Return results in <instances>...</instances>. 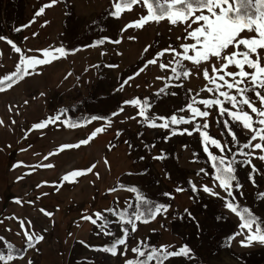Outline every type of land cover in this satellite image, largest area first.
<instances>
[{
	"label": "rangeland",
	"instance_id": "1",
	"mask_svg": "<svg viewBox=\"0 0 264 264\" xmlns=\"http://www.w3.org/2000/svg\"><path fill=\"white\" fill-rule=\"evenodd\" d=\"M229 2L232 3V0ZM133 8V11H122L115 26H109L108 21L104 20L112 11L109 8L103 14H98L94 25L69 26L67 30L57 31V38H51L50 32L46 31L39 46L22 54L25 57L36 55L43 58L37 52L38 49L63 46L66 50L91 52L92 47L100 46L103 54L98 63L87 65L82 60L77 62L72 57V53L76 51H68L65 57L39 66L36 69L39 74L26 77L12 88L0 92V120H3L0 125V221H3L0 223V237L4 238L0 251L7 252L3 245H13V255L17 258L10 264H28L29 260L32 264H125L126 259L135 257L131 248L143 242L153 247L172 246L170 251L183 245L191 249L189 257L170 258L165 264H264V244L253 241L251 246H242L240 241L248 235L246 229L241 235L231 238L235 233L241 232L239 225L243 221L225 207L224 200L202 190L207 185L214 192H219L221 197L226 195L219 188V181L215 180V169L203 151L199 133L194 132L191 136L171 135L168 129L148 127L142 123L143 118L137 115L139 109L132 105H124L122 113L116 117L111 116L123 101L134 98L149 101L150 115L169 117L193 99L197 101L195 107L205 110L198 101L218 95L206 91L213 85L202 75L205 67L212 75L211 64L202 63L201 71L197 74L192 62L181 61L183 70H190L192 75L178 80L171 79L174 76L171 67H176L175 63L167 70L159 68V63L172 60L168 53L159 58L157 65L149 66L144 73L117 91L121 82L143 67L146 59L153 58L156 52L169 45L182 51L180 44L195 43L191 38L185 39L183 23L172 25L167 18L122 32L121 29L129 22L147 15L142 4L134 5ZM136 11L142 12V15L135 16ZM196 26L198 25H192L193 28ZM253 35L255 33L247 31L242 33L244 38ZM0 36H4L2 26ZM99 40H104V43L98 44ZM115 40L121 42L113 43ZM1 42L3 40H0V44ZM149 45L152 47L145 53L144 48ZM234 50L232 47L228 49L229 52ZM6 51L0 45V75L14 71L21 57L17 58L16 54H7ZM189 55H194V52L190 50ZM227 71L238 69L229 66ZM245 71L250 69L245 67ZM157 76L168 79L158 80ZM226 79L231 80L228 77ZM165 84L171 85L166 90L167 93L175 92L177 95H156ZM220 99L223 100L222 97ZM224 106L231 107L226 102ZM256 106L259 107V103ZM208 110L210 115L207 118H196L191 125L173 127L181 130L187 127L191 130L195 123L203 124L207 119L209 128L203 130L212 138L219 139L222 145L227 140L229 147L236 153L235 158L245 159L239 155V148L250 133L245 135L241 132L242 126H233L241 142L233 145L230 136L221 134L225 130L222 124L217 123L218 106ZM245 110L250 111L246 106ZM61 111H64L61 121L67 119L70 123H79L81 126L67 127L57 121L44 129H33L34 124ZM176 114L178 117L190 115L185 112ZM93 115L107 119L86 123L87 118ZM223 119L229 117L225 115ZM253 119H256L254 115ZM109 120L111 123H108ZM229 122L231 124L230 120ZM157 123L161 121L158 120ZM96 127H105V131L88 145L58 151L62 145L77 144L85 139ZM117 132L120 134L117 135ZM255 142L260 141L253 143ZM208 146L213 154L224 155L226 162L232 158L231 153H221L211 144ZM244 151L250 152L252 149ZM50 152L57 154L45 160L44 157ZM262 154L264 152L256 150L251 157V165H234L235 174L243 185L239 192H235L234 204L247 207L264 224V198L260 195L264 193V161L258 159ZM160 155L164 158L154 159ZM105 159L108 161L107 165ZM45 164H52L54 167L47 168L43 166ZM93 164L96 165L93 173L62 181L64 175L75 170H85ZM252 166L258 170L254 173L255 184L248 178ZM201 168L205 172H200ZM190 181L200 190L193 192ZM129 187L142 189L146 197L156 204L169 205L167 211L158 214L151 221H136L137 230H130L126 246L118 247V252L127 247L126 256H114L97 250L100 246H110L114 239L121 236L120 218L104 210L112 208L120 212L127 209L131 213L135 209L136 193L130 192ZM178 187L184 190L177 192ZM112 188L116 191L110 192L109 189ZM165 193L170 195L166 196ZM17 199L21 203H17ZM129 202L133 205L131 209L128 208ZM40 209L52 215H45ZM96 211L102 212L111 221L109 229L112 236L98 235L99 223L94 226L81 218ZM19 220L25 222V227L30 220V231L35 235H43L44 239L34 249L26 247ZM125 226L130 229L129 225ZM80 241L95 247H86Z\"/></svg>",
	"mask_w": 264,
	"mask_h": 264
},
{
	"label": "snow or ice",
	"instance_id": "2",
	"mask_svg": "<svg viewBox=\"0 0 264 264\" xmlns=\"http://www.w3.org/2000/svg\"><path fill=\"white\" fill-rule=\"evenodd\" d=\"M58 2L59 0H50L49 3L42 5L34 14L29 25H23L22 27H29L31 23L36 21L37 17L45 13L46 8H51ZM140 4L146 7L147 15L141 16L134 22H130L125 28L121 29L122 32L131 27L142 28L150 21L158 22L167 18L172 25L183 23L186 32L185 39L191 38L195 43L180 44L179 48L182 51H177L175 47L169 45L168 48L156 52L153 58L146 59L143 63V67L138 68L132 76L123 80L117 91L122 90L131 80L138 77L141 73H144L149 66L157 65L159 58L164 57L165 54L168 53L172 56V60L168 63H159V68L161 70H167L172 63H175L176 67H171V72L174 74L171 79L178 80L181 77L187 78L192 75L190 70H183L184 66L181 61L192 62L197 69V74L201 71L200 66L202 63L207 62L211 64L212 75L209 74V69L206 67L202 69V75L205 80L213 85V87H208L206 91L208 93H217L218 95L212 99H201L198 101L200 105L204 106L205 110L195 107L194 105L197 101L193 99L190 103H186V105L182 106L180 109L175 110L169 117L150 115L148 113V109L151 107L149 101L147 99L141 101L140 98H134L123 101L118 110L111 113V116L116 117L122 113L124 111V105H132L139 109L137 115L143 118L142 123L148 127L168 129L171 135L187 134L191 136L194 132L199 133L203 151L212 162V168L215 169V180L219 181V188L222 189L226 195L221 197L219 192H214L213 189L207 185H204L202 190L224 200L225 207L233 213H236L243 221L239 225L241 232L235 233L231 238L241 235L242 231L246 229L248 235L244 240L240 241L242 246H251L253 241L264 244V233H262L259 218L254 216L247 207H243L238 211L240 206L234 204V201H236L235 192H239L243 187L235 174L236 168L234 165H251V157L255 154V151L260 150L264 152V94H262V92H264V66H262L264 55H261V53L264 52V0H232V3H230L229 0H119V2L114 3L115 10L110 12V15L119 18L122 11L125 9L130 10L133 5ZM233 4L235 6H233ZM197 12L200 14L197 15ZM205 12L207 14H205ZM47 23L48 22L45 21V24ZM193 24L198 26L193 28ZM14 30L19 32L21 28H16ZM245 31L255 33V35L244 38L242 33ZM37 35L38 33H33V36ZM129 39H134V37H129ZM177 39L179 40L180 38L178 37ZM0 40H6L16 53H21V48L11 39L0 36ZM112 42L119 44L121 41L115 40ZM97 43L103 44L104 40H99ZM151 47V45L146 46L144 52H148ZM230 47L235 50L229 52L228 49ZM190 50L194 52V55H189ZM28 51L31 52L32 50L29 49ZM68 51L76 50H66L63 46H60L54 49H38L37 52H39L43 58H39L36 55L27 57L21 55L14 71L0 76V92L12 88L16 83L26 77L39 74L36 72L39 66L48 65L55 60L65 57ZM253 56H255V59H253ZM213 61H215V63H213ZM217 64L219 67H217ZM229 66L236 67L238 71H227ZM109 67H116V65H109ZM245 67L250 69V71H245ZM226 77L231 78V80L226 79ZM156 79L165 80L168 78L157 76ZM180 86L181 85H176V87ZM169 87H171L170 84H165L158 90L156 95H177L175 92L167 93L166 90ZM222 88H226L227 90H221ZM202 91H204V89H202ZM233 91L235 94H232ZM221 97L223 100L220 99ZM252 97H254V99ZM225 102L231 105V107H225ZM257 103H259V107L256 106ZM213 106H218L217 123L222 124L225 130L222 131L221 134L230 136L233 145L241 144L237 138L236 132L233 130V126H242L241 132L245 135L250 133L246 142L242 143L239 148V155L243 156L245 159L237 160L235 158L236 153L229 147V142L227 140H225L222 145L219 139L212 138L207 131L203 130L209 128L207 119H205L203 124L195 123L191 130L187 127L182 130L173 127L191 125L196 121V118L209 117L210 111L208 109H212ZM245 106L250 111H246ZM176 112L190 113V115H180L178 117ZM63 115L64 111L58 112L56 115L50 116L46 120L34 124L32 127L33 129H44L49 124H54L57 121H60L67 127L74 128L81 126L79 123H70L67 119L61 121V116ZM225 115H227L229 119H223ZM253 115L256 118L255 120L253 119ZM106 119V117L93 115L87 118L86 123ZM130 119H135V117H130ZM158 120L161 121V123H157ZM108 123H111V121L109 120ZM2 124L3 120H0V125ZM255 125H258V127ZM104 131L105 127H96L85 139L80 140L77 144L62 145L58 151L71 148L78 149L81 145H88L98 134ZM119 134L120 133L117 132V135ZM257 140L260 142L253 143ZM209 144L215 149H218L221 153H231L232 158L226 162V157L224 155L218 156L209 151ZM244 149H252V151L246 152ZM21 150L23 151L24 149ZM55 154L57 153L50 152L44 159L47 160L49 156ZM163 158V155L154 157V159ZM141 159H143V157H141ZM258 159L264 161V154L259 155ZM105 164H108L106 159ZM43 166L47 168L54 167L52 164H45ZM95 167L96 165L93 164L85 170L72 171L64 175L62 181H70L75 177L93 173ZM200 172H205V169L201 168ZM257 172L258 170L252 166L248 174V178L253 184L256 183L254 173ZM129 175H131V173H129ZM18 179H22V177H18ZM234 181L235 185H233ZM189 183L191 184V190L193 192L200 190L191 181ZM39 186L40 185H37V187ZM62 186L61 184V187ZM128 190L136 193L135 209L131 213H129L127 209L120 212H116V210L112 208L104 210L105 212L114 213L120 218L121 236L114 239L110 246H100L97 250L110 253L114 256L117 254L126 256L128 251L127 247H124L123 251L120 252H118V247L126 246L130 230L132 232L137 230L136 221L144 219L145 222H147L146 218L154 219L158 214L167 211L169 207V205L152 202L146 198L142 192L138 191L136 187H129ZM183 190L184 189L179 187L176 188L177 192ZM109 191H116V189L112 188L109 189ZM240 194L243 195L242 192H240ZM164 195L168 196L170 194L165 193ZM260 195L264 198V193ZM16 202L21 203L19 199H17ZM128 208H133L131 202H129ZM40 211L45 215H52L44 209H40ZM185 211L187 212V210ZM188 215L191 216V213H188ZM126 216L127 219H125ZM81 218L89 221L94 226L99 223L98 235H113L109 229L111 221H109L108 217L102 214V212L96 211L91 215H84ZM0 223H3V221H0ZM19 223L23 231L26 247L34 249L36 244L44 239L43 235H35L30 231L32 228V222L30 220L27 222V227H25V222L23 220H19ZM254 224L255 231L253 232ZM125 225H129L130 229ZM8 231H10V229H8ZM17 235H20V233H17ZM3 240L4 238L0 237V244H2ZM80 243L85 244L84 241H80ZM3 246L7 248V252L0 251V262H3V264H10V262L17 258L13 255V245L7 244ZM85 246L90 248L95 247L87 244H85ZM171 247L172 246L169 245L153 247L140 242L131 248V252L135 254V257L126 259L125 264H165V261L170 258L189 257L191 252V249L187 245L180 246L178 249L170 251L169 248ZM28 264H32V261L29 260Z\"/></svg>",
	"mask_w": 264,
	"mask_h": 264
},
{
	"label": "crops",
	"instance_id": "3",
	"mask_svg": "<svg viewBox=\"0 0 264 264\" xmlns=\"http://www.w3.org/2000/svg\"><path fill=\"white\" fill-rule=\"evenodd\" d=\"M49 2L50 0H0V26H2L4 37L11 39L21 48V53H16L6 40H3L0 45L7 50V54H16L18 58L23 52L39 46L41 39L46 36V31L50 32L51 38H57V31L67 30L69 26L94 25L98 14H103L109 8L114 11V3L119 0H59L56 5L46 8L45 13L37 17L29 27H22L29 25L36 11ZM133 7L134 5L131 8L132 11L135 10ZM142 9L144 10V7ZM139 11L134 13L135 16L142 15ZM146 11L145 7V13ZM107 17L104 20L108 21L109 26H115L116 19L119 20L110 13ZM45 21L48 23L45 24ZM16 28H21V31H15ZM33 33L38 35L33 36ZM92 50L91 52L78 50L72 53V57L76 58L77 62L80 60L86 62L87 65L96 64L101 60L103 51L100 46H94Z\"/></svg>",
	"mask_w": 264,
	"mask_h": 264
},
{
	"label": "trees",
	"instance_id": "4",
	"mask_svg": "<svg viewBox=\"0 0 264 264\" xmlns=\"http://www.w3.org/2000/svg\"><path fill=\"white\" fill-rule=\"evenodd\" d=\"M138 191H140V192H142L143 193V195H145V197H146V193L142 190V189H140V188H138ZM147 198V197H146ZM149 199V198H148ZM149 200H151V199H149ZM152 202H154L153 200H151ZM155 203V202H154ZM242 209V207L240 206L239 208H238V211H240ZM255 216V215H254ZM147 219V221H151L152 219L151 218H146ZM142 221H145L144 219H142ZM261 229H262V233H264V224H262L261 223Z\"/></svg>",
	"mask_w": 264,
	"mask_h": 264
}]
</instances>
